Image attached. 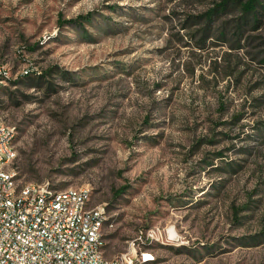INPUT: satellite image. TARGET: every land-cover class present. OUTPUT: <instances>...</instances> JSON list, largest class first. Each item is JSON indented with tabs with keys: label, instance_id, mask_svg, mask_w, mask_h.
Here are the masks:
<instances>
[{
	"label": "rangeland",
	"instance_id": "374dc122",
	"mask_svg": "<svg viewBox=\"0 0 264 264\" xmlns=\"http://www.w3.org/2000/svg\"><path fill=\"white\" fill-rule=\"evenodd\" d=\"M252 17L231 0H0L19 183L87 187L108 258L152 231L143 264H264V0Z\"/></svg>",
	"mask_w": 264,
	"mask_h": 264
},
{
	"label": "built area",
	"instance_id": "2783aa9c",
	"mask_svg": "<svg viewBox=\"0 0 264 264\" xmlns=\"http://www.w3.org/2000/svg\"><path fill=\"white\" fill-rule=\"evenodd\" d=\"M13 131L0 121V264H143L139 232L128 249L105 256L101 205L89 206L87 187L58 191L47 183L20 184L12 167Z\"/></svg>",
	"mask_w": 264,
	"mask_h": 264
},
{
	"label": "trees",
	"instance_id": "16d2710c",
	"mask_svg": "<svg viewBox=\"0 0 264 264\" xmlns=\"http://www.w3.org/2000/svg\"><path fill=\"white\" fill-rule=\"evenodd\" d=\"M231 3L234 5V6H238L240 11L246 15V16H256V13H257V6L259 5V0H231ZM228 4V3H227ZM226 6V4H223ZM223 9V8H221ZM211 16V12L210 14L208 15V17L210 18ZM252 17V18H253Z\"/></svg>",
	"mask_w": 264,
	"mask_h": 264
}]
</instances>
